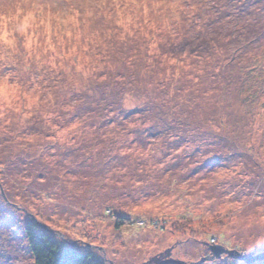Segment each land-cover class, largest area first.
<instances>
[{
	"label": "rangeland",
	"instance_id": "374dc122",
	"mask_svg": "<svg viewBox=\"0 0 264 264\" xmlns=\"http://www.w3.org/2000/svg\"><path fill=\"white\" fill-rule=\"evenodd\" d=\"M262 1L0 10V264H34L31 222L105 264H264L211 249L264 253V18L235 10ZM100 69L124 76L118 115L88 104ZM238 87L258 94L249 118Z\"/></svg>",
	"mask_w": 264,
	"mask_h": 264
},
{
	"label": "trees",
	"instance_id": "16d2710c",
	"mask_svg": "<svg viewBox=\"0 0 264 264\" xmlns=\"http://www.w3.org/2000/svg\"><path fill=\"white\" fill-rule=\"evenodd\" d=\"M238 1L241 2V0H238ZM263 3L264 1H262V4ZM235 10L239 18L245 19L248 22V24H251V25H252V22L250 21L249 18H246V16H249V17L251 16V18H253L256 22L261 20L262 16L264 18V7H262V9L259 10V12L257 13L258 15L256 14L257 15L256 17L254 15H251V10H247L244 6H241V5L236 6ZM238 29L239 31L237 33L238 35H240L244 32V30L247 29V27L241 22V24L237 25V30ZM263 30H259L255 32V34L257 33V35L254 34L257 44L252 47V49H254L255 51H259L261 53L264 52V31ZM104 74L106 76H104L103 79L94 80L98 83L99 85L98 87H101V88L98 92H96V94H93V99H90L88 104L89 106L97 109L99 107V103L101 104L103 101L110 102V103L105 104L101 108L100 111L96 112V115L97 114L108 115L110 113L121 110L119 109L120 108L119 105H121L119 101L123 99L122 96L123 94L125 95L126 93L125 89L121 90L120 88H117L119 87L118 85H115L116 84L115 80L121 81L122 83H126L124 82V76L122 75L113 76L112 71H107V73H104V70L100 69L98 72V75L103 77ZM230 81H228V84L231 83ZM232 83H236V81L234 80L232 81ZM236 90L234 93L235 96L244 95V97L242 98V101L240 102L243 103L241 105H244L245 107L249 108V109H244L245 113H247L248 118H249V116L251 115V112L254 114V109L256 108L255 106L254 107L252 106V104L254 105L255 103V98L253 96L256 97L258 94L256 93L254 94V91H249L248 93L245 90H241L240 87L236 88ZM223 91H226L228 93L230 92V90H226V89H223ZM129 92H133V87L129 88ZM127 95L128 94H126V96ZM224 95L226 98L229 97L226 94ZM232 98L234 97H229L228 99H232ZM245 104H250V105H245ZM93 112L95 111L93 110ZM96 115L95 117L98 118V116ZM116 115H118V112H116ZM124 115L127 116V113ZM119 116H122V114H119ZM222 131L224 132V130ZM110 213L115 223L117 224L121 223L123 225H129V224L131 225L132 222L129 221V219H126V217L118 215L113 210H110ZM24 232H25V236L27 239L28 247L34 258V264H105L104 261L94 252L82 251V250L75 249L73 247L69 248L68 245L58 244V242L53 238V236L47 230L38 227L33 222L27 223L25 225Z\"/></svg>",
	"mask_w": 264,
	"mask_h": 264
},
{
	"label": "clouds",
	"instance_id": "9594fccd",
	"mask_svg": "<svg viewBox=\"0 0 264 264\" xmlns=\"http://www.w3.org/2000/svg\"><path fill=\"white\" fill-rule=\"evenodd\" d=\"M25 0H0V10H2L3 18L6 20L15 21L23 13L24 8L26 7ZM94 43H103L102 41ZM102 51V49H100ZM223 89V84H221ZM208 96H211L212 93H207Z\"/></svg>",
	"mask_w": 264,
	"mask_h": 264
},
{
	"label": "water",
	"instance_id": "95a60500",
	"mask_svg": "<svg viewBox=\"0 0 264 264\" xmlns=\"http://www.w3.org/2000/svg\"><path fill=\"white\" fill-rule=\"evenodd\" d=\"M211 249H213L212 251L214 252V254L216 255V257H218L219 254L221 253H226L228 256L230 257H236L239 260H245L247 262H254V261H259V260H263L264 259V253H261L259 255H254V250L249 251V252H238L235 249H226L222 246H218L215 245L214 247H211ZM253 254V255H252ZM164 262H171L172 264H184L182 261L180 260H175V259H169L166 260ZM160 263V264H164Z\"/></svg>",
	"mask_w": 264,
	"mask_h": 264
},
{
	"label": "snow or ice",
	"instance_id": "6c2138e0",
	"mask_svg": "<svg viewBox=\"0 0 264 264\" xmlns=\"http://www.w3.org/2000/svg\"><path fill=\"white\" fill-rule=\"evenodd\" d=\"M68 247H69V248L73 247V245H72L71 242H68Z\"/></svg>",
	"mask_w": 264,
	"mask_h": 264
}]
</instances>
